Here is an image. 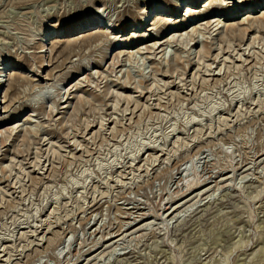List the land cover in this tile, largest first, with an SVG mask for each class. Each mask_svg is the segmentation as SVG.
<instances>
[{
  "label": "rangeland",
  "instance_id": "rangeland-1",
  "mask_svg": "<svg viewBox=\"0 0 264 264\" xmlns=\"http://www.w3.org/2000/svg\"><path fill=\"white\" fill-rule=\"evenodd\" d=\"M259 1L200 18L251 28L186 34L161 58L137 53L154 44L141 30L188 0H0V264H264ZM123 25L144 40L71 45Z\"/></svg>",
  "mask_w": 264,
  "mask_h": 264
},
{
  "label": "bare ground",
  "instance_id": "bare-ground-1",
  "mask_svg": "<svg viewBox=\"0 0 264 264\" xmlns=\"http://www.w3.org/2000/svg\"><path fill=\"white\" fill-rule=\"evenodd\" d=\"M200 1L201 0H188L189 4L186 5V11L185 12L183 11L181 15H178V13L182 9L183 5L181 3L176 4V6H174V8H169V9L165 10L166 11L165 13H168L170 15L169 16L170 18L169 17L168 18L167 17H163L162 15H157L156 19L154 20L153 23L151 21V23L147 27L143 28V25H145V23H146L145 20H146L147 16L149 15V13H151L150 10L147 11V13H145V16H144L141 24L138 27L143 28L141 30V33H143L144 35H145V33L148 34V35L150 34V36L146 35L145 39H147V41L154 42V44L147 45V46L144 45L145 47H142L140 50L137 51V53L138 54H145V52H146V54L154 55L155 57L156 56H162L161 58H163L167 54L166 53L167 52V47H169V46L172 47L173 44L179 43L180 40L183 38V36L186 35V34L189 36L190 40L192 38L195 40V38H198L199 34H202L201 32H203V31H205L207 33H211V31L212 32L213 31L217 32L221 28L225 27L227 32H231L232 34H234L235 32L240 31L239 29H240L241 26L244 27L245 25H248V27L251 28V26H253L255 22H258V20H256L255 17H252L250 13H248L247 16H245L244 19L242 18V20L238 24L223 23V21L219 17H214V18L212 17V18L208 19L210 21H206V20L205 21H201L200 18L203 17V16H207L208 17V14L211 13L212 11L216 10L218 7H222L224 9L227 8L226 10H223L224 15L229 17V15L232 14L233 17H234L236 14H238L239 9H241L242 7L243 8H246V7L248 8V6L250 4H252L253 6H256L257 4H261L262 3V1H259L257 3L256 2L252 3V0H239L238 3H235L236 0H232L230 2H229V0H227V1L226 0H205L204 2L201 3V5L199 7H197V5H199ZM203 4H204V6H203ZM239 4L241 6H239ZM201 7H204L203 8L204 9L203 12H201ZM257 8H258V6H257ZM216 12H222V11H216ZM183 17H184V19H181ZM231 17H229V18H231ZM173 18H174V20H173ZM194 20H196V21L193 22ZM260 20L261 21L264 20V9H263L262 15L260 16ZM228 21H230V20H228ZM261 21H259V22H261ZM96 22H99V21L95 17H92V18H89V19H85L84 21H81V22L75 24L74 26H72L66 32H65V30L57 31V35H59L60 33H63V34L71 33V35H74L73 34L74 32L80 31L81 29H84V28H88V27L90 28ZM189 22H193L191 24V26L193 25L192 31L190 33L183 34V31H185V29H187L186 26H187V24ZM149 26L151 28H148ZM126 27L127 26H124V25L123 26H119V27H114V31H116V33H117L115 36H112L114 34L113 32H108L107 31V32H98V33H95V34H88L87 33L88 31L85 30L83 33H81V32L78 33L79 35L80 34L82 35L81 40L75 41L74 43H71V45L72 46L76 45L77 42L87 43V42H90V41H93V40H97L98 38L100 39V38H103V37H107L108 38L107 41H111V44L113 46H115V47L120 46L121 47V48L118 47L119 50H125V48L126 49H131V48H127V47L134 46L133 43H136L138 41H143L145 36L144 35H142V36L141 35H139V36L137 35V33L140 31L139 28L138 29L136 28L137 29L136 32H133L130 35H129V33L125 34V29H127ZM95 29H93L91 31H94ZM162 29H163V31H161V32H165V30H169V31L171 30V33L168 36H164L162 39H160L159 41L156 42L157 39L154 38L153 33L151 35V32L152 31H159V30H162ZM91 31H90V33H91ZM130 31H131V28H130ZM251 31H252V29H251ZM51 33L52 32H46V34H51ZM162 34H160V35H162ZM171 34H173V35H171ZM86 35H88V36H86ZM169 36H170V38H169ZM42 43H43V41H42ZM204 43H205V45L203 44V46L205 48L206 44L208 42H204ZM118 48H115V50H117ZM142 50H144V52H142ZM125 53L126 52H124V51L119 52L118 53L119 55H115L112 58V61L118 60L119 57H121V55H123V54H124L123 56H125V55L129 56L128 57L129 61H130V59L136 57V53L133 52V51L132 52L128 51L127 54H125ZM152 58L154 59V57H152ZM152 58L150 56L147 57V59H150V60H152ZM155 61H156V58L152 62H155ZM118 63H116V64H118ZM181 63H182V61L177 59L176 63L174 64V66L178 67ZM174 66H172V67L170 66L168 71L174 73V70L177 69ZM4 69H6V68H4ZM154 69H156V68H154ZM214 76H215V74H214ZM216 76H218V74H216ZM0 77H2V74H0ZM4 77H6V76H4ZM88 79L86 77L87 82H88ZM81 80L84 81L83 79H81ZM3 81H5L7 83V80L0 79V88L5 86V83H3ZM76 86H80V85H76ZM49 89H50L49 86L46 87V86L43 85L42 87H40V92H39L38 98H43L44 96H46L43 92L46 91V90L49 91ZM11 90H13V89L11 88ZM71 90H72V88H71ZM1 94H2V92L0 93V96H1ZM46 94H48V93L46 92ZM0 99H1V97H0ZM3 103H4L3 100H1L0 104H3ZM64 104H67V102H65ZM66 108H67V106L66 107L64 106V109H66ZM33 116H34V114H32L30 117H33ZM27 121H30V119L29 120L27 119ZM20 126L21 125H16L12 129L13 130L19 129ZM0 141H1L0 144H4L5 143L4 140H2V138H1ZM181 184H182V180H179L176 183L177 187H180Z\"/></svg>",
  "mask_w": 264,
  "mask_h": 264
}]
</instances>
